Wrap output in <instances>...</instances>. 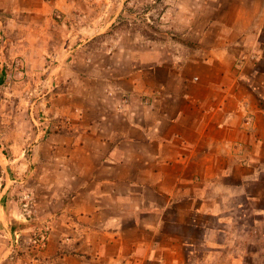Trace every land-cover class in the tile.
Listing matches in <instances>:
<instances>
[{
    "label": "crops",
    "instance_id": "obj_1",
    "mask_svg": "<svg viewBox=\"0 0 264 264\" xmlns=\"http://www.w3.org/2000/svg\"><path fill=\"white\" fill-rule=\"evenodd\" d=\"M248 4L239 44L214 45L176 73L136 67L72 89L61 161L73 187L58 201L56 264H186L191 231L208 223L212 231L215 216L239 206L235 195L255 198L249 187L264 173V85L255 86L258 71L246 67L258 57L264 0Z\"/></svg>",
    "mask_w": 264,
    "mask_h": 264
},
{
    "label": "rangeland",
    "instance_id": "obj_2",
    "mask_svg": "<svg viewBox=\"0 0 264 264\" xmlns=\"http://www.w3.org/2000/svg\"><path fill=\"white\" fill-rule=\"evenodd\" d=\"M248 5L0 0V264H56L50 239L64 229L59 202L73 187L72 169L61 161L72 89L82 91L97 76H120L136 67L145 72L165 65L176 73L214 45L239 44L250 19ZM258 40V57L246 68L258 71L254 84L262 87L264 29ZM249 189L254 199L237 194L233 201L239 206L222 210L227 222L215 216L212 231L208 223L190 232L186 264H264V173Z\"/></svg>",
    "mask_w": 264,
    "mask_h": 264
}]
</instances>
